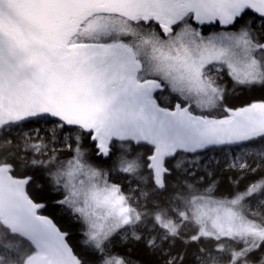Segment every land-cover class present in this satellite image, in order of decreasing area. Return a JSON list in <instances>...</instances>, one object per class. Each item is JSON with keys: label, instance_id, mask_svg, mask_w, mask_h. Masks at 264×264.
Wrapping results in <instances>:
<instances>
[{"label": "snow or ice", "instance_id": "obj_1", "mask_svg": "<svg viewBox=\"0 0 264 264\" xmlns=\"http://www.w3.org/2000/svg\"><path fill=\"white\" fill-rule=\"evenodd\" d=\"M0 264H264V0H0Z\"/></svg>", "mask_w": 264, "mask_h": 264}, {"label": "trees", "instance_id": "obj_2", "mask_svg": "<svg viewBox=\"0 0 264 264\" xmlns=\"http://www.w3.org/2000/svg\"><path fill=\"white\" fill-rule=\"evenodd\" d=\"M133 255H135V253L133 252Z\"/></svg>", "mask_w": 264, "mask_h": 264}]
</instances>
